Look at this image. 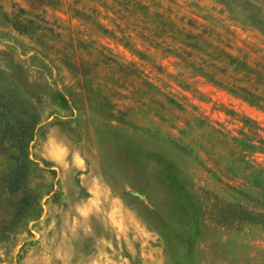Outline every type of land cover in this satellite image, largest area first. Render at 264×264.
I'll list each match as a JSON object with an SVG mask.
<instances>
[{
  "label": "rangeland",
  "instance_id": "1",
  "mask_svg": "<svg viewBox=\"0 0 264 264\" xmlns=\"http://www.w3.org/2000/svg\"><path fill=\"white\" fill-rule=\"evenodd\" d=\"M237 55L264 73V0H0V91L41 118L18 185L0 121V264H264Z\"/></svg>",
  "mask_w": 264,
  "mask_h": 264
},
{
  "label": "trees",
  "instance_id": "2",
  "mask_svg": "<svg viewBox=\"0 0 264 264\" xmlns=\"http://www.w3.org/2000/svg\"><path fill=\"white\" fill-rule=\"evenodd\" d=\"M240 57V55L234 56V61L236 65L243 66V68H238L241 70L242 78L235 79L232 86L234 90L232 91L243 92L245 95L253 97L254 100L264 103V96L257 93L254 87L264 86L263 70L256 64L238 63V60H241ZM40 119L35 111V105L31 101H27L21 96L16 98L13 95L7 96L5 92L0 91V121L11 124L9 127H12V132H15V143L17 144L15 176L12 179V185H18V180L24 173L26 163L20 156L26 153L28 144L33 137L34 128L40 122ZM26 162L32 161L26 156ZM15 182L16 184H14Z\"/></svg>",
  "mask_w": 264,
  "mask_h": 264
}]
</instances>
